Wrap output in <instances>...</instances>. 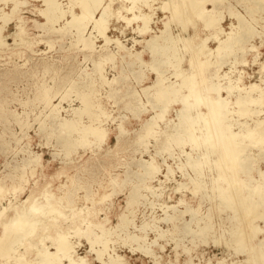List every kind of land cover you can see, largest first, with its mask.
Segmentation results:
<instances>
[{
    "label": "rangeland",
    "instance_id": "rangeland-1",
    "mask_svg": "<svg viewBox=\"0 0 264 264\" xmlns=\"http://www.w3.org/2000/svg\"><path fill=\"white\" fill-rule=\"evenodd\" d=\"M148 1L142 4L132 0L114 1L111 8L117 15L115 13L110 17L102 34L93 29V21L90 19L84 30L86 37H92L90 40L93 41L94 50H90L86 44L77 40L78 30L70 26L72 16L82 14L79 0H57L63 15L61 19L46 25L42 14L45 9L43 0H0V14H9L13 9L17 12L11 17L0 18L2 35L6 36L5 41L9 45L3 50L0 47V182L5 187V192H0V210L6 208L0 216V237L3 223L12 218V221L17 220L18 215H24L32 205L41 204L43 207L47 205L46 201L52 204L53 199L56 201L60 196L61 203L66 207L63 214H72L68 207L82 209L74 220L60 221V230L63 229L65 234L72 233L71 241L77 244L75 251L80 257L89 251V244L85 237L74 235L75 229L79 227L83 230L89 225L99 233L101 225L103 229L110 228L112 234L106 236L108 246L114 247L118 255L127 259V264H154L153 258L139 251H131L137 242L139 246H151L152 252L161 258L160 264H184L188 256L195 264H202L203 260L200 262L197 256L201 253H204L205 260L211 258L212 264H216L214 257H224L228 262L246 259V255H235L236 251L232 247H225L226 238H220L217 243L215 240L204 243L196 232L175 230L181 229L184 222L191 221L192 212L183 214L178 220L175 218L174 223L163 220L165 214L173 212L171 207H175L177 214L190 208L194 211V219L200 220L198 225L207 215H211L215 236L218 238L223 234L229 237L226 231L222 233L223 228L228 227L226 220L224 224L222 220L230 213L227 211L219 214L216 207L218 201L213 199L216 193L212 190V183L216 178V170L211 160L216 155L211 153L206 157L205 163H208L203 168V175L197 178L196 170L186 165V153L191 152L196 157L199 150L204 153L201 147L191 149L189 145L181 148L171 144L168 149H163L167 135L173 133V126L178 123L181 105L177 102L169 105L164 118L156 121L158 127L155 132L145 138L139 136L146 135L144 124L161 108L158 105L154 110L147 102L145 92L152 93L153 85L159 80L164 83L179 80V77L173 75L176 71L187 73L192 70L190 62L197 64L186 42L182 41L184 37H194V45L204 44L209 49V57L214 63L208 69V76L212 71H218L212 77L213 89L218 85L222 88L219 96L227 97L232 109H235L237 97H245L244 93L250 87L260 88L264 94V1L224 0L215 6L205 4V8L213 7L218 11L221 20L216 29L207 28L201 19L183 28L181 22L169 14L172 0ZM105 2L102 0L101 4ZM99 10L95 12L94 18L99 17ZM235 14L243 20L245 18L252 31L240 30ZM145 15L149 20L147 32L141 33L142 17ZM20 23L26 30L25 41L32 44L29 49L23 45H14L12 35L18 31ZM161 36L175 38V45L179 48L178 63H181L178 64L179 69L171 66L158 72L153 68L152 61L157 59L150 52L148 42ZM233 38L241 39L240 44H236L230 54H220L217 47L230 44ZM112 40H115L114 44ZM105 55L111 59L102 63L99 72L95 62ZM196 68L195 72L199 71L196 73L200 78V69L197 65ZM228 85L234 87L230 93L226 90ZM44 87L50 88L51 103L57 104L62 100L58 108V119H71V109L83 106L78 98L80 93L94 90L89 102L101 105L110 115L106 119L101 118L104 120L101 127L108 131V139L95 143L92 138H88V144L77 145L66 156L57 140L58 133L64 135L65 132L54 129L53 115L49 114L38 98ZM263 108L257 109L260 112L251 116H230L227 120L230 129L245 131L254 121L264 117ZM201 110L205 108L201 107ZM82 118L81 124H89V116L83 115ZM70 138L75 139L76 134L73 133ZM244 144L248 145L245 148L250 145L248 142ZM250 150V153L244 152L239 157L240 169L246 174H254L256 169L264 170V148L260 150L251 147ZM36 156L40 163H30ZM151 159L158 163L157 173L153 177H149L144 170L145 163ZM196 179L204 182L201 189L195 184ZM13 185L18 187L17 191L11 188ZM148 186L156 190L155 193ZM36 213H32L33 217L30 214L29 218L39 220L40 213ZM155 220L158 231L153 227ZM52 221L49 220L46 229L41 225L27 239H23L21 245L14 246L16 255H21L25 263L36 264L37 251L41 248L54 251L52 244L58 228L50 223ZM195 221L189 228L197 231ZM256 222L263 228L257 235L264 239V221ZM220 223L223 227H219ZM133 236L138 240L127 239ZM89 259L92 264H100L98 260H93L92 255ZM6 263L14 264V260L0 257V264Z\"/></svg>",
    "mask_w": 264,
    "mask_h": 264
},
{
    "label": "bare ground",
    "instance_id": "bare-ground-1",
    "mask_svg": "<svg viewBox=\"0 0 264 264\" xmlns=\"http://www.w3.org/2000/svg\"><path fill=\"white\" fill-rule=\"evenodd\" d=\"M43 1L45 4V9L44 11H42V14L45 16L46 19L44 25L51 24L54 21H57L63 15V12L59 8V3L57 2V0H43ZM79 1L81 4L82 14L80 16H72V19H70V26H73V28L75 27L78 30V36L76 35L77 40L80 43L86 44L90 50H94L91 43L92 40H90L92 37H86L84 35V30L86 28V25L88 21H90L91 19V22L93 21L92 22L94 26L93 29H95L99 34L105 32V29L107 28L106 24L108 20L110 19L111 16L113 17L114 14L116 13L113 10V8H111V4L114 1L116 2L119 0H106V2L103 5L101 4L102 0H79ZM132 1L133 2L140 1L141 4L142 2H149L148 0H132ZM262 1L264 0H257V2H262ZM223 2L224 0H178L177 3L176 0H172V9L169 8L170 12L169 11L168 12L169 14L170 13L172 14V17H176V19H178L181 22L183 28H185L186 24L189 25L192 24L194 21L201 19L204 21V25L207 28L216 29L218 28V24L221 20L218 15V11L216 8L213 7L211 9L205 8V4L210 3L213 6H215ZM241 2L243 1L241 0ZM166 3L167 2H164L163 4ZM79 7L80 6H78V8ZM97 10L100 11L99 13L100 15L98 18H94V14ZM118 10L119 9H117L116 11ZM16 13L17 12H14L13 9V12L9 14H0V18L4 19V17L7 16L11 17L12 15H16ZM235 16L240 30L252 31L246 24L247 20L245 22L244 14H243L244 20L239 18L236 14ZM168 17L169 16H167V18ZM148 21L149 20L147 15L142 17L143 23H141V25H143V28L141 29V33L147 32L146 25L148 26L147 24ZM129 24H131V22H129ZM22 25L23 24L20 23L17 27L18 31L12 35L14 37L13 39L14 45H23L24 47H27L29 49L32 44L30 42L25 41V39L27 38L26 30ZM2 30L3 27H1L0 25V47H2L3 50L9 47V45H7L5 41L6 36L2 35ZM196 35L197 34H195V36ZM101 40L103 42V39ZM182 41L186 42L185 45L187 46L188 49H190V52H192V54L196 58L195 61H197V64H194L192 60H191L192 63L189 61L190 68L192 70L194 69V65H195L194 72L191 70L190 72L186 73L185 71L175 70L176 72L173 75L179 77L180 78L179 80L170 83H164V81L159 80L153 85L152 93H150L151 91L145 92L147 102L150 103V106L151 107L153 106L154 110L157 109L158 105L161 106V108H159L158 113L156 112L152 117H150V120H148L144 124L143 128H145L146 135L139 136V138L148 137L155 132V130L158 127L156 121L162 120L164 118V112L167 110L169 105L175 102L181 105L178 123L174 124L173 133L167 135L163 149H168L171 144H175L177 146H180L181 148H183L184 145H189L191 149L197 147L198 149H200L201 147L204 153H202L199 150L196 157L192 155L191 152L186 153V165L189 168L196 170L195 172L197 178L198 177L200 178L203 175V168L208 163L207 161H206L207 163H205L206 157H208L209 154L212 155L211 153H214L216 155V158L214 160H211L212 165H214L213 169L216 170V178L212 183L213 185L212 190H214L216 193L213 195V199H217L218 201L216 207L219 214L227 211L230 213L229 216H226V219L222 220V224H224L225 220L228 223V227L227 226L224 227L223 228L224 231L222 233H225L226 231L229 234V237H225L223 236V234L222 237L220 236L217 238V236H215V230L213 228L214 224H212V222L210 221L212 218L211 215H207L205 217V220L204 221L202 220V223L198 225L200 220L194 219L195 218L193 213L194 211L193 209L190 208H186L183 212L177 214L174 210L175 207H171L173 209V212L171 214H165L163 220L167 223H174L173 221L175 218L178 220V218L182 217L183 214L192 212L190 214L191 215L190 222H184V225L181 226V229L180 228H174V229L177 230L178 232H180L182 229L187 233L196 232L198 237L204 243H207L208 240H215V242L217 243L218 241H220V238L223 239L226 238L224 244L226 245L225 247L227 249H230L232 247L233 250L236 251L235 255L238 254L246 255V259L244 260L238 259L236 261L231 260L229 262L224 257H219V258L214 257L216 264H264V239L258 237L257 235L258 232H261L263 228L260 225H257L256 222L258 220L264 221V170L256 169L254 174L252 173L246 174L240 169L241 167L239 162V157L242 156L244 152L247 153L251 147H258L260 150L264 148V117L263 118L259 117L260 119L254 121L251 127H248L246 130L244 129L245 131L240 129L232 130L230 129L231 128L230 124L227 122L228 118L234 114L238 115L237 117L240 118L242 116H248V115L251 116L259 113L260 111L258 112L257 109L264 106L263 90L260 88L257 89L256 87H250V89L244 93L245 97H239V98L237 97V100H235L234 103L235 109H232L231 108L232 104L231 102H229V99H227V97L223 98L219 96V91L222 88L218 85L219 87L217 86L215 90L213 89L214 82L212 81L213 79L212 77L216 76L218 71L216 72L212 71V74L208 76V69H210L214 63V61H212L209 57L210 55L209 49L207 50L204 44L194 45L195 44L194 37H187V38L184 37ZM114 42L115 40L113 41V44ZM175 42H176L175 38L167 37V36H161L160 38L154 37L152 40L148 42V47L150 52L157 59L152 61L153 68H155V70H157L158 72L162 71V68L164 67L170 68L171 66H173L179 69L178 64L179 65L181 64L178 63L179 48L177 49L178 46L176 47ZM232 42L230 44H227L226 46L217 47L218 52L223 55L230 54L233 50V47L236 44H240L241 39L233 38ZM185 45L183 44V46ZM100 59L101 60L95 62L96 69L99 72L101 70L102 63L111 58L110 56L105 55L102 56ZM181 61H183L182 57H181ZM196 65L199 67L201 72L200 78H198L196 73L199 71L197 70L195 72V70L197 69ZM169 77L171 78V76ZM90 84L92 85L91 82ZM233 88H234L233 86H229V85L226 86V90L228 93H230ZM43 89L44 90H42L38 94V98L40 99V101L43 102L44 107L48 109V111L50 112L49 114L53 115L54 129L57 128V130L61 133L65 132L64 135L58 133L57 140L59 141V145L61 146L62 152H64L66 156L67 154L71 153L72 149H74L77 145L83 146L88 144V138H92L93 142L95 143H101L108 139L109 133L107 130L101 127L102 122H104V120H101V118L106 119L110 115H108V113L101 107V105H93V103L89 102V97L91 98L93 97L94 90L91 89L87 93L84 92L80 93V96L78 98H80L81 101L80 103L83 106L82 107L77 106V108L71 109L72 112L71 119H58L57 117V114L59 112L58 108L62 100L57 104L51 103L52 98H50V88L44 87ZM139 107L141 108V106ZM201 107H204L205 110L202 111ZM135 113H137V111ZM83 115L89 116L90 118L89 124L87 125L81 124L83 121L82 118ZM73 133L76 134L75 139L70 138ZM245 142H248L250 144L248 148H245L248 146L246 145L247 143L244 144ZM242 159H244V157H242ZM39 160H40L39 157L36 156L35 160L29 162L30 163L33 162L32 164L37 165L40 163ZM245 163L247 164L246 161ZM157 164L153 162V159L145 163L144 170L149 177H153L157 173V169H158ZM243 167H246V165H243ZM20 179L24 181L22 176H20ZM194 181L199 189L203 187L204 184L203 181H200V179L199 180L196 179ZM205 186L206 185H204V187ZM11 188L14 191H17L16 189L18 187L13 185L11 186ZM0 189H1L0 192L2 190L5 192L4 190L5 187L1 182H0ZM148 189L152 190V187L148 186ZM155 191L156 190H152L153 193H155ZM46 195L45 197H47ZM59 197L58 199H56V201L53 199L52 204L48 203L49 200L46 201L47 205L44 204L45 206L43 207L41 206V204L32 205L29 211H25L26 213L24 215H22V213L20 212L21 214L18 215L17 220L14 219V221H12L13 219L12 218L7 223H3L2 226L3 232L0 237V257L6 258L7 260L13 259L14 264H27L23 261L21 255L19 254L16 255L15 247L21 245L22 240L25 239L29 234H31L35 229L41 227V225L43 227L45 226L44 229H46L49 220L50 221L54 220L50 222L51 224L54 223L55 227L58 228L52 244L54 246V251H50L46 248H41V250H38L37 251L38 254L36 255L37 258L35 262L36 264H92L91 263L92 260L89 259V256L91 255L93 260L94 259L98 260L100 264L128 263L127 261H125L127 259L117 254L114 247L108 246L109 241L108 239H106V236H111L112 233L110 232V228L106 230L103 229L101 225H99L100 227L99 233L95 232L91 228L92 226L89 225L83 230H81L79 227L75 229L74 235L85 237L89 244V251L86 253V255L82 257L78 256L75 251L77 244L71 241L72 233L71 235L65 234L66 232L63 229L60 230V224H61L60 221L62 219L68 221L74 220L75 219L74 217H76L78 212L82 211V209L76 207L75 208L68 207L69 209L72 210V214L68 215L69 216L68 217L67 215L63 214L64 211L66 210V207L64 204L61 203ZM33 200L34 199H32V201ZM181 200L179 202H183ZM8 208L9 207H7V209ZM5 211L6 208L0 210V216L3 213H5ZM29 212L30 214H32L33 212L40 213V219H39L40 221L36 219H30ZM38 213L36 214L38 215ZM33 216L34 214H32V217ZM58 219L60 220L57 221ZM193 221H195L196 223L197 231L191 230L189 228L190 224ZM222 224L220 223L219 227H223ZM153 227L156 228V231L159 230L157 220H155V222L153 223ZM127 239L136 240V241L138 240L134 236L128 237ZM139 245H140L139 242H137V246L135 247V249L131 248V251L132 252L139 251L144 256L153 258L154 264H160L159 261L161 260V258L157 257L152 252L151 246H139ZM162 248L163 247H161V249ZM197 256L200 257V262L203 260L202 264H212L211 258H208L207 260L204 259V253L197 254ZM184 264H195V263L193 262L192 258L188 256V258L184 261Z\"/></svg>",
    "mask_w": 264,
    "mask_h": 264
}]
</instances>
